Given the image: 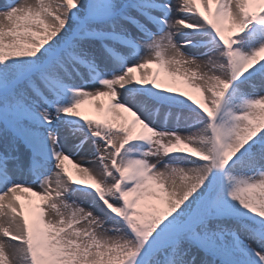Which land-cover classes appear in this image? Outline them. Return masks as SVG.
<instances>
[{
  "label": "snow or ice",
  "instance_id": "6c2138e0",
  "mask_svg": "<svg viewBox=\"0 0 264 264\" xmlns=\"http://www.w3.org/2000/svg\"><path fill=\"white\" fill-rule=\"evenodd\" d=\"M0 264H264V0H3Z\"/></svg>",
  "mask_w": 264,
  "mask_h": 264
},
{
  "label": "rangeland",
  "instance_id": "374dc122",
  "mask_svg": "<svg viewBox=\"0 0 264 264\" xmlns=\"http://www.w3.org/2000/svg\"><path fill=\"white\" fill-rule=\"evenodd\" d=\"M3 0H0V3H2ZM157 71H160V76L158 77V82L159 84H161L162 80H164L166 77V79H168V76L165 72H163L161 69L158 68L157 65H150L149 66V69H148V73L149 74H152V73H155ZM141 75V73H137V78H139V76ZM173 78V77H171ZM175 79V78H174ZM176 80H177V85H180L183 87L184 91L187 92L188 94L192 95L194 99H200V93L197 92L196 90L192 89V88H189L179 77H176ZM161 86V85H160ZM100 100V103L102 105H106V102H107V98L106 97H101L99 98ZM96 100H89L87 104L83 105L82 106V112H84L86 115H89V116H92V117H95L96 115H98L97 113V110H96ZM76 159H79V157H76ZM67 164V162H66ZM70 169H71V166L69 165ZM73 171V174L75 176V170L74 169H71ZM76 178H79V177H76ZM38 202V200L36 201Z\"/></svg>",
  "mask_w": 264,
  "mask_h": 264
},
{
  "label": "bare ground",
  "instance_id": "6f19581e",
  "mask_svg": "<svg viewBox=\"0 0 264 264\" xmlns=\"http://www.w3.org/2000/svg\"><path fill=\"white\" fill-rule=\"evenodd\" d=\"M137 73H139V72H137ZM137 73H136V75H137ZM166 78L164 80H162V82L160 84L161 87H174V88H177L180 91H184L182 86L177 85L178 83H177L176 78L175 79L171 78V77H168V79H166Z\"/></svg>",
  "mask_w": 264,
  "mask_h": 264
}]
</instances>
